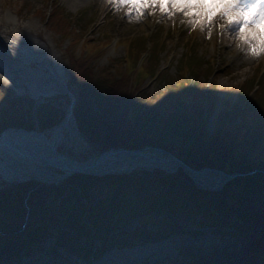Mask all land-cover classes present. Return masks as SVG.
<instances>
[{
  "label": "rangeland",
  "instance_id": "374dc122",
  "mask_svg": "<svg viewBox=\"0 0 264 264\" xmlns=\"http://www.w3.org/2000/svg\"><path fill=\"white\" fill-rule=\"evenodd\" d=\"M105 4L101 0H81L77 5H71L67 0H0L1 16L8 14L13 19H3V24L10 29V34H15L13 38L16 37L14 39L20 45L32 44L37 52L36 56L27 55L29 52L13 43L11 39L5 41L0 38V75L8 81L7 84L0 82V89H5L21 109L31 111L34 131L51 129L40 130L36 125L34 111L42 104L48 103L54 107L58 116L63 117L61 122L67 117L70 119L69 126L57 145L59 153L75 161L84 162L103 151L100 144L92 142L79 131L77 120L73 116V108L76 107L80 96L79 90L70 81L68 55L87 57L88 65L96 72L99 71L97 68L114 67L111 75L115 74L116 79L120 80L123 73L124 79L134 84L150 99L158 91L165 92L168 84L173 86L181 68L187 70L188 67H198L207 76H197V79L202 80L206 89L213 90L217 98L215 112L205 118L208 134L214 129L216 114L224 106L238 102L239 92L244 86L252 89L253 85L258 83L260 86L261 83L260 88L256 86L248 92V98H252L258 88L255 97L264 95V57L256 60L247 70L244 66L237 68L234 65L239 58L236 57L235 50H231V54L228 53L226 45L218 44L215 36L208 41L199 33L190 35L188 30L178 23H156L153 17L147 14L139 22H124L117 12L110 11ZM55 8L60 9L59 14L68 25L67 35H59L50 28L47 18ZM19 25L21 29L18 28ZM133 45L143 48L136 57L130 56ZM239 57V60H244L241 54ZM150 59L156 60L152 74L145 72V66ZM189 63L191 66H188ZM42 64L51 70L42 67ZM188 80L192 83L193 77H188ZM130 91L136 90L132 88ZM147 100L149 99H146V102H149ZM5 107L7 105L3 108L0 106V113ZM11 110L16 111H13V108ZM3 123L4 120L0 118V134L10 128H3ZM171 154L178 157L176 152ZM0 163L3 164L0 167V190L8 191L20 184L10 182L22 173L49 179L42 181L46 184H41L38 180L33 181L39 186H44L37 205L43 206L48 215L56 212L61 200L58 194L63 191V183L69 177L60 181L53 176L57 169L51 165L17 164L1 153ZM163 175L171 176L176 181L171 190L180 198L195 195L193 188L198 191L196 195L203 196L213 203L225 201L227 205L247 212L263 208L258 200L239 192L236 186L227 190H224V186L216 192L201 190L180 169L174 173H165L159 169H138L130 174L116 176L129 177L131 182H144ZM134 186H116L114 182L95 186L90 191V198L94 206L97 201L111 199L118 192L120 196L129 199L135 195ZM142 194L143 192L140 195ZM108 211L105 207L102 213ZM125 217L127 216L103 217L104 224L97 232L109 233V239L105 244L106 248L96 259H81L72 250L57 243L54 237L49 236L33 246L30 253H20L19 260L9 264H118L134 253H140L137 264H260L258 258L252 255L247 245L231 228L227 225L201 227L200 215L168 216L161 220L160 227L149 226L148 223L143 225L138 219ZM160 218L154 217L153 221L157 222ZM233 221V218L228 219V224ZM138 229L141 230L142 237H125V234ZM100 246L95 239L94 247L101 248ZM0 263L5 264L6 261Z\"/></svg>",
  "mask_w": 264,
  "mask_h": 264
},
{
  "label": "trees",
  "instance_id": "16d2710c",
  "mask_svg": "<svg viewBox=\"0 0 264 264\" xmlns=\"http://www.w3.org/2000/svg\"><path fill=\"white\" fill-rule=\"evenodd\" d=\"M59 10L55 8L51 11L47 21L51 30L67 35L68 25ZM133 47L130 56L136 57L143 48ZM68 56L70 81L77 87L80 96L73 108V116L79 131L92 142L100 144L103 151L112 148H161L170 153L176 152L195 170L210 168L228 174L254 171L253 175L233 179L224 190L236 186L239 192L258 200L263 208L247 212L235 209L225 201L213 203L196 195L198 191L193 188L195 195L180 198L171 190L176 181L168 175L131 182V178L126 176L99 178L76 174L63 183V191L58 194L61 197L59 206L56 212L48 215L43 206L37 205L44 186L33 181L24 182L8 191L0 190V261H6L5 264L18 261L20 253H30L33 246L49 236L81 259H96L109 239V233L97 232L104 224L103 217L126 215L140 220L143 225L148 223L149 226L160 227L161 220L168 216L197 214L202 217L199 222L201 227L227 225L260 264H264V95L255 97L261 83L260 86L258 83L253 85L252 89L244 86L239 92V101L224 106L216 114L214 129L208 134L205 118L215 112L217 98L213 90L206 89L202 80L197 79V76H207L198 67L181 68L173 86L168 84L165 92L158 91L150 99L124 79L122 72L120 80L115 74L111 75L114 67L97 68L99 71L96 72L88 65L87 57ZM155 64L156 60L150 59L145 72L152 74ZM188 77H193L192 83L188 82ZM256 86L259 88L254 90V96L248 98V92ZM132 88L136 91L131 92ZM14 104L16 101L1 88L0 106L7 105L0 113V118L4 120L2 127L32 130L31 111ZM11 108L16 111L12 112ZM34 112L40 130L57 126L63 120L48 103L40 105ZM113 182L116 186L137 184L133 187L135 195L127 199L118 192L111 199L97 201L94 206L90 191L95 186ZM105 207L109 209L108 213H102ZM154 217L161 218L154 222ZM230 218L234 221L228 224ZM125 235L130 239L140 238L142 232L138 229ZM95 239L101 248L94 247Z\"/></svg>",
  "mask_w": 264,
  "mask_h": 264
},
{
  "label": "clouds",
  "instance_id": "9594fccd",
  "mask_svg": "<svg viewBox=\"0 0 264 264\" xmlns=\"http://www.w3.org/2000/svg\"><path fill=\"white\" fill-rule=\"evenodd\" d=\"M119 11L126 15L128 8ZM147 15L156 23H178L190 35L199 33L208 41L215 36L218 44L237 50L244 60L264 57V0H177L176 4L151 6ZM143 18L134 16L130 22ZM0 82L8 83L3 75Z\"/></svg>",
  "mask_w": 264,
  "mask_h": 264
},
{
  "label": "water",
  "instance_id": "95a60500",
  "mask_svg": "<svg viewBox=\"0 0 264 264\" xmlns=\"http://www.w3.org/2000/svg\"><path fill=\"white\" fill-rule=\"evenodd\" d=\"M65 126V123L59 126V132L57 133L55 140L52 142L47 140L41 133L35 134V132H33L34 130L28 131L23 128H7L5 130L15 129L16 131H19V133H23V136L21 138L11 140L0 139V153L6 156L10 161H13L17 164H33L35 166L36 164L45 163L55 168L68 170L69 172L65 173V176L59 179L60 181L64 178H68L76 174H87L99 178L103 177V175L106 174L105 172L97 175L89 171L102 165L105 160L116 161L117 159L124 158L127 155L138 156L139 158H142L150 163L151 167L162 170L165 173H174L180 169L193 181L197 188L209 192H216V190L220 191L224 186H226L227 183L235 178L250 176L254 174V172H249L247 174H228L220 170L210 168L195 170L190 168L183 160L171 154L170 152H167L161 148L155 149L151 147H145L137 150L112 148L107 151H103L99 155L87 161H75L57 151V145L59 140L61 139V130ZM2 166L3 164L0 163V167ZM110 175L120 174L111 173ZM197 178L204 180L206 179L208 181H215V185L205 186L199 184ZM34 180L36 179L29 178L26 181L19 183ZM40 183L46 184L42 181Z\"/></svg>",
  "mask_w": 264,
  "mask_h": 264
},
{
  "label": "bare ground",
  "instance_id": "6f19581e",
  "mask_svg": "<svg viewBox=\"0 0 264 264\" xmlns=\"http://www.w3.org/2000/svg\"><path fill=\"white\" fill-rule=\"evenodd\" d=\"M67 2L70 3L71 5H77V4L81 3V0H67ZM101 2L103 4H105V0H101ZM104 6L107 7L108 9H110V11H114V12L118 13V10L115 9L112 4H105ZM0 16H1V13H0ZM118 17L124 22L133 23V22H130L129 18L126 15H124L123 11H119ZM3 19H6L8 21L13 20L11 18V16L8 15V14H6L4 16L2 15L0 17V38L4 39L5 41L7 39H9V40L11 39L12 41H14L13 43H15L17 45H20L18 42H16V39H14L16 37L13 38V36L15 34L14 35L10 34V29L7 26H5V24H3ZM18 28L21 29L20 25L18 26ZM20 46L25 51L29 52V53H27V55H30V56H34L35 55L36 56L37 52L32 47V44H28L27 43V44L20 45ZM226 48H227L226 51L231 54V50H233V49L229 48L228 46H226ZM235 54H236L237 58L241 59L239 57L240 53L237 50H235ZM232 56H233V54H232ZM234 59H235V57H234ZM239 59H238V62L236 63V65H234V66H236L237 68L238 67H242L243 68V66H244V67H246V70L256 61V60L254 61V60H239ZM41 66L42 67H46L47 69L51 70L49 67H47V66H45L43 64ZM0 69H1V67H0ZM4 73L6 74L5 71H4ZM51 76L54 77L52 75V73H51ZM53 80H54V82L56 81L54 78H53ZM63 123H65L66 126L61 130V135L60 136L62 137L63 133L65 132V130L69 126V123H70V119L69 118H67L66 121L64 120L63 122H61L59 125L54 126L55 128L52 127L51 129H48L47 131H40L39 132V131L36 130V131H33V132H35V134L36 133L37 134L41 133L47 140L52 142V141L55 140V138L57 136V133L59 132L58 131L59 130V126L62 125ZM22 136H23V133H19V131H16L15 129H13V130H5L2 134H0V139L1 140H11V139L21 138ZM56 169H57V173L54 174L53 176L55 178H58V179L64 177L65 173L69 172L66 169H59V168H56ZM138 169L153 170V169H157V168L151 167L150 163H148L147 161H145L142 158H139L138 156L127 155L126 157L117 159L116 161L115 160H113V161L105 160L102 165L96 167L95 169H91L89 172H91L93 174H97V175L98 174H102L103 172L106 173L105 175H108V174H111V173L124 175V174H130L131 172H133L135 170H138ZM105 175H103V176H105ZM29 178L30 179L34 178V179H36L38 181H48L49 180V179L47 180V179H44V178L39 177V176L29 175L28 173H22V174L18 175V177L16 176V179L14 181L10 182V183L23 182V181H26ZM197 179L199 181V184H202V185H205V186L206 185L207 186H210V185L214 186L215 185V181H208L206 179L204 180V179H200V178H197ZM216 191H219V190H216ZM139 256H140V253H138V254L134 253L129 258L121 260L120 263H118V264H137L139 259H140ZM106 263H108V262H106ZM110 264H117V263H110Z\"/></svg>",
  "mask_w": 264,
  "mask_h": 264
},
{
  "label": "snow or ice",
  "instance_id": "6c2138e0",
  "mask_svg": "<svg viewBox=\"0 0 264 264\" xmlns=\"http://www.w3.org/2000/svg\"><path fill=\"white\" fill-rule=\"evenodd\" d=\"M177 0H112L117 10L122 7H127L128 12L126 16L131 20L134 16L140 17L147 14V9L151 6L164 5V4H176Z\"/></svg>",
  "mask_w": 264,
  "mask_h": 264
}]
</instances>
